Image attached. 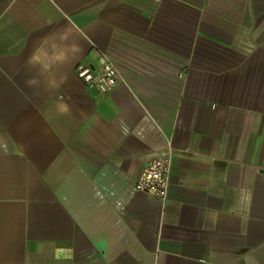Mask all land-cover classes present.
<instances>
[{"label":"crops","instance_id":"1","mask_svg":"<svg viewBox=\"0 0 264 264\" xmlns=\"http://www.w3.org/2000/svg\"><path fill=\"white\" fill-rule=\"evenodd\" d=\"M0 264H264V0H0Z\"/></svg>","mask_w":264,"mask_h":264},{"label":"built area","instance_id":"2","mask_svg":"<svg viewBox=\"0 0 264 264\" xmlns=\"http://www.w3.org/2000/svg\"><path fill=\"white\" fill-rule=\"evenodd\" d=\"M75 73L84 84L93 85L102 94L113 88L121 78L118 70L105 56L101 57L97 71H94L91 65L79 64ZM172 157L173 148L168 142L160 154L146 163L134 181V188L158 200H165L169 188Z\"/></svg>","mask_w":264,"mask_h":264},{"label":"clouds","instance_id":"3","mask_svg":"<svg viewBox=\"0 0 264 264\" xmlns=\"http://www.w3.org/2000/svg\"><path fill=\"white\" fill-rule=\"evenodd\" d=\"M66 39V38H65ZM66 57H65V54L64 53H61L60 56L57 57L58 60H64ZM30 63L32 64H37L39 63V57L36 56V55H33L31 58H30ZM43 70L45 72H48L50 70V65H43ZM31 84H35L37 83L36 81H30ZM62 112L65 113V114H70V110L69 108L67 107V105H64L62 107Z\"/></svg>","mask_w":264,"mask_h":264}]
</instances>
